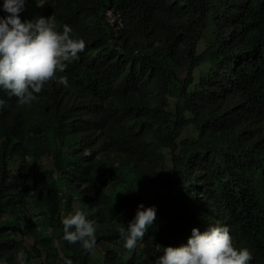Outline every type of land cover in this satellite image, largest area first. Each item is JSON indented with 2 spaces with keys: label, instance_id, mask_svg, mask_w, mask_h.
Listing matches in <instances>:
<instances>
[{
  "label": "trees",
  "instance_id": "1",
  "mask_svg": "<svg viewBox=\"0 0 264 264\" xmlns=\"http://www.w3.org/2000/svg\"><path fill=\"white\" fill-rule=\"evenodd\" d=\"M20 16H52L86 47L57 73L67 87L26 105L0 88V264H90L63 239L75 209L95 247L113 245L104 264H156L215 225L264 264V0H26ZM140 204L154 224L130 253L114 248Z\"/></svg>",
  "mask_w": 264,
  "mask_h": 264
},
{
  "label": "clouds",
  "instance_id": "2",
  "mask_svg": "<svg viewBox=\"0 0 264 264\" xmlns=\"http://www.w3.org/2000/svg\"><path fill=\"white\" fill-rule=\"evenodd\" d=\"M26 0H4L2 8L7 15L0 17V88L17 97L20 105L30 104L44 86L52 81L68 86L64 73L66 62L78 58L85 41L72 38L68 25L57 30L54 17H34L22 20ZM4 104L0 100V106ZM84 156L91 152L85 150ZM156 220L155 207L138 206L134 219L127 227L118 229L123 247L132 251ZM63 239L71 244L80 243L87 252L96 245L95 222L87 213L75 209L62 218ZM253 259L247 248L237 249L227 226H208L204 231L192 229L186 245L163 247L156 264H249ZM65 264H73L65 260Z\"/></svg>",
  "mask_w": 264,
  "mask_h": 264
},
{
  "label": "rangeland",
  "instance_id": "3",
  "mask_svg": "<svg viewBox=\"0 0 264 264\" xmlns=\"http://www.w3.org/2000/svg\"><path fill=\"white\" fill-rule=\"evenodd\" d=\"M208 37H209V33H206L205 38L199 44V52H202L205 49ZM205 69H206L205 65L199 66L198 68H196V70L194 72V75L197 78H199L200 74L203 73V71H205ZM179 73L181 74L182 77L186 76L187 68L180 69ZM174 105H175V101L172 100V105H171L172 109H174ZM184 135L185 136L194 135V129L192 127H189L185 131ZM10 166H11L12 169H15L16 168V162L15 161L11 162ZM163 175H165V174H163ZM164 191H165V187H164L162 182H159V183H148L143 188V195L146 196L148 201H152L155 198L163 195ZM28 239L31 240V237H29ZM29 243H30V241H29ZM123 243H124L123 241H119L116 245H114V248L120 247L122 249H125L123 247ZM111 247H113V245H111L110 243H107V242H104V241L99 243L93 250L92 260H91L90 264H104L103 263V259H104V256H105V252H106L107 249H109ZM126 251H128V250H126ZM130 252L131 251H128V253H130ZM38 263L39 262L37 260L33 261V264H38Z\"/></svg>",
  "mask_w": 264,
  "mask_h": 264
}]
</instances>
